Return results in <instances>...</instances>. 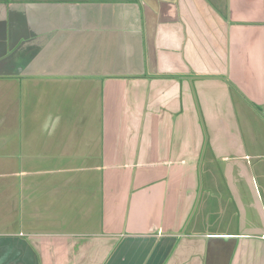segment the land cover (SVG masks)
<instances>
[{
	"label": "crops",
	"instance_id": "crops-1",
	"mask_svg": "<svg viewBox=\"0 0 264 264\" xmlns=\"http://www.w3.org/2000/svg\"><path fill=\"white\" fill-rule=\"evenodd\" d=\"M262 126L264 0H0V264H264Z\"/></svg>",
	"mask_w": 264,
	"mask_h": 264
},
{
	"label": "rangeland",
	"instance_id": "rangeland-1",
	"mask_svg": "<svg viewBox=\"0 0 264 264\" xmlns=\"http://www.w3.org/2000/svg\"><path fill=\"white\" fill-rule=\"evenodd\" d=\"M264 126H262V128H263ZM33 165H35L34 164V162H33ZM37 165H39L38 163H37ZM36 222H40V219H38ZM36 226H40V224H36Z\"/></svg>",
	"mask_w": 264,
	"mask_h": 264
}]
</instances>
